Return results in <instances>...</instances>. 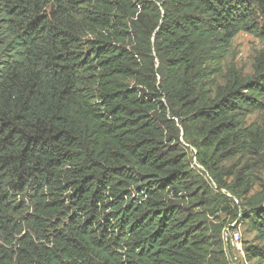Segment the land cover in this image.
I'll return each instance as SVG.
<instances>
[{
  "label": "trees",
  "instance_id": "16d2710c",
  "mask_svg": "<svg viewBox=\"0 0 264 264\" xmlns=\"http://www.w3.org/2000/svg\"><path fill=\"white\" fill-rule=\"evenodd\" d=\"M239 33L264 42V0H0V264H230L227 228L264 264Z\"/></svg>",
  "mask_w": 264,
  "mask_h": 264
},
{
  "label": "rangeland",
  "instance_id": "374dc122",
  "mask_svg": "<svg viewBox=\"0 0 264 264\" xmlns=\"http://www.w3.org/2000/svg\"><path fill=\"white\" fill-rule=\"evenodd\" d=\"M264 47V42L247 33H239L234 37L228 50L227 57L223 63L224 71L228 67H234L243 74H250L253 65V59L257 51ZM255 121V116L248 119V123ZM227 238L232 240L230 253L231 261L241 262L244 259L243 246L244 241H251L252 236L245 234L242 229L228 234ZM229 241V240H228ZM247 264H255L248 262Z\"/></svg>",
  "mask_w": 264,
  "mask_h": 264
},
{
  "label": "water",
  "instance_id": "95a60500",
  "mask_svg": "<svg viewBox=\"0 0 264 264\" xmlns=\"http://www.w3.org/2000/svg\"><path fill=\"white\" fill-rule=\"evenodd\" d=\"M233 226H234V225H231V227H233ZM228 229H229V228H227V229L224 231V233H223V237H225V236L227 235V231H228ZM225 252H226V256H227V258H228V261L230 262V264H233V262L230 260L231 257H230V255H229V252H228L227 247L225 248Z\"/></svg>",
  "mask_w": 264,
  "mask_h": 264
},
{
  "label": "built area",
  "instance_id": "2783aa9c",
  "mask_svg": "<svg viewBox=\"0 0 264 264\" xmlns=\"http://www.w3.org/2000/svg\"><path fill=\"white\" fill-rule=\"evenodd\" d=\"M234 233V232H233ZM228 239H227V235L224 237V241L226 242ZM232 241V240H231ZM233 242V241H232ZM232 242H231V245H232Z\"/></svg>",
  "mask_w": 264,
  "mask_h": 264
}]
</instances>
